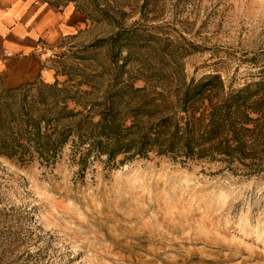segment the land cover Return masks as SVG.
I'll return each mask as SVG.
<instances>
[{
	"label": "rangeland",
	"instance_id": "1",
	"mask_svg": "<svg viewBox=\"0 0 264 264\" xmlns=\"http://www.w3.org/2000/svg\"><path fill=\"white\" fill-rule=\"evenodd\" d=\"M44 1L68 12V29L45 47L33 82L16 86L24 92L5 96L13 104L39 96L36 108L56 103L52 118L64 106L96 122L92 106L114 67L128 48L139 54L134 41H105L133 28L159 39L150 44L165 51L149 60L162 58V74L217 77L212 104L226 93H258L248 100L256 111L247 112L256 122L246 127H264V0ZM138 66L128 60L123 79ZM1 71L0 91L17 84ZM257 156L151 152L109 161L76 137L49 161L0 155V264H264V152Z\"/></svg>",
	"mask_w": 264,
	"mask_h": 264
},
{
	"label": "trees",
	"instance_id": "2",
	"mask_svg": "<svg viewBox=\"0 0 264 264\" xmlns=\"http://www.w3.org/2000/svg\"><path fill=\"white\" fill-rule=\"evenodd\" d=\"M153 40L159 39L138 34L132 28L119 30L105 41L111 48L126 46L123 41H134L139 54L134 57L128 48L123 64L114 67L101 101L92 106L97 109L96 122L89 113H64V106L52 118L47 112L57 107L55 102L40 103L43 106L36 108L39 96L28 99L24 95L13 104L5 96L23 93L24 87L1 89L0 155L21 161L35 155L49 161L71 137H76L87 149L109 161L121 154L134 158L147 157L151 152L170 157L221 155L230 161H259L257 155L264 152V127H246L256 122L248 117V111H256L254 102L248 100L259 94L246 96L244 89L226 93L212 104L219 79L184 82L174 72L162 74V58L155 64L149 59L158 52L163 54L165 49L152 46ZM132 59L139 66L134 75L123 79L126 62ZM135 76L143 79L142 87L134 86ZM205 99L208 105H204ZM197 122L204 124L197 129Z\"/></svg>",
	"mask_w": 264,
	"mask_h": 264
},
{
	"label": "crops",
	"instance_id": "3",
	"mask_svg": "<svg viewBox=\"0 0 264 264\" xmlns=\"http://www.w3.org/2000/svg\"><path fill=\"white\" fill-rule=\"evenodd\" d=\"M44 0H0V70L5 88L31 83L45 47L56 45L68 29V12L57 10Z\"/></svg>",
	"mask_w": 264,
	"mask_h": 264
}]
</instances>
